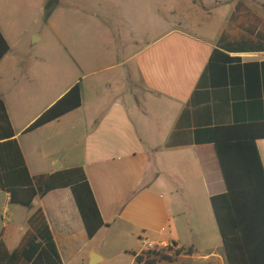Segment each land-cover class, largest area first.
Wrapping results in <instances>:
<instances>
[{
  "label": "crops",
  "instance_id": "1",
  "mask_svg": "<svg viewBox=\"0 0 264 264\" xmlns=\"http://www.w3.org/2000/svg\"><path fill=\"white\" fill-rule=\"evenodd\" d=\"M0 32L10 46L0 61V140L3 102L31 176L84 168L106 223L90 239L71 189L36 200L63 264H91L94 254L97 264H141L137 257L150 247L173 248L175 259L158 264H229L211 206V198L227 189L209 131L251 124L257 111L243 91L235 96L202 78L217 49L244 63L264 62V52L252 49L259 29L249 35L224 29L215 38L177 29L135 52L118 50L109 67L84 77L86 87L81 81L80 109L28 134L78 81L21 123L11 96L23 60L1 18ZM215 75L216 83L222 80ZM257 146L264 166V139ZM34 211L0 192V243L9 251L20 246Z\"/></svg>",
  "mask_w": 264,
  "mask_h": 264
},
{
  "label": "trees",
  "instance_id": "2",
  "mask_svg": "<svg viewBox=\"0 0 264 264\" xmlns=\"http://www.w3.org/2000/svg\"><path fill=\"white\" fill-rule=\"evenodd\" d=\"M241 46L244 50L249 44ZM252 49L264 52V34H259V42ZM9 51L10 46L0 32V61ZM216 73L223 74V78L217 77L222 79L218 83L215 82ZM206 78L219 89H231L235 96L238 95L236 91H243L242 98L256 107L257 115L251 124L239 123L209 131L227 189L226 193L211 198V206L229 264H264V166L257 146V142L264 139V62L244 63L242 58H232L217 49L203 75V82ZM82 103L81 84L78 83L38 117L24 134L59 121L80 109ZM1 107L0 192L8 193L13 205L35 211L15 251H9L3 242L0 243V264H63L46 214L34 203L52 191L71 189L88 237L95 238L106 223L86 171L78 167L32 177L21 147L14 139L15 131L3 102ZM172 251V247L148 250L139 255L137 261L141 264L171 262L176 256H170Z\"/></svg>",
  "mask_w": 264,
  "mask_h": 264
},
{
  "label": "rangeland",
  "instance_id": "3",
  "mask_svg": "<svg viewBox=\"0 0 264 264\" xmlns=\"http://www.w3.org/2000/svg\"><path fill=\"white\" fill-rule=\"evenodd\" d=\"M0 18L23 60L11 97L27 123L74 81L86 87L84 77L109 67L118 50L135 52L177 29L264 34V0H0Z\"/></svg>",
  "mask_w": 264,
  "mask_h": 264
},
{
  "label": "water",
  "instance_id": "4",
  "mask_svg": "<svg viewBox=\"0 0 264 264\" xmlns=\"http://www.w3.org/2000/svg\"><path fill=\"white\" fill-rule=\"evenodd\" d=\"M35 42L36 41H34V43ZM37 204H38V201L35 202V205H37ZM97 262H98V256L96 254H94V256H93V258L91 260V264H97Z\"/></svg>",
  "mask_w": 264,
  "mask_h": 264
},
{
  "label": "built area",
  "instance_id": "5",
  "mask_svg": "<svg viewBox=\"0 0 264 264\" xmlns=\"http://www.w3.org/2000/svg\"><path fill=\"white\" fill-rule=\"evenodd\" d=\"M149 250H155V248H153V247H150V249Z\"/></svg>",
  "mask_w": 264,
  "mask_h": 264
}]
</instances>
